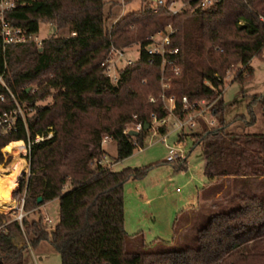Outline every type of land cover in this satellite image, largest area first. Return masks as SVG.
<instances>
[{
    "label": "trees",
    "instance_id": "16d2710c",
    "mask_svg": "<svg viewBox=\"0 0 264 264\" xmlns=\"http://www.w3.org/2000/svg\"><path fill=\"white\" fill-rule=\"evenodd\" d=\"M183 1L189 8L173 15L141 0V9L122 15L110 31L104 28L105 0H19L7 14L8 22L26 34L50 24L68 36L43 40L40 48L32 42L4 47L0 41V121L16 105L24 110L10 129L0 124V165L8 144L24 142L23 214L54 200L59 209L52 230L39 212L36 220L24 216L21 223L16 210L0 213V264H23L43 242L61 264H264V133H226L222 101L226 73L238 67L231 82L244 85L253 77L250 61L263 53L264 0H214L205 8L198 6L200 0ZM167 24L174 31L167 49L177 50L164 57L170 76L165 94L175 99L173 113L183 119L190 112L183 97L189 104L215 101L211 115L218 123L208 129L199 119L196 129L178 136L201 149L206 199L216 201L209 206L217 210L188 247L178 246L191 228L188 218L181 228L175 218L171 242L148 245L142 233L129 235L124 229L123 186L143 179L152 166L114 172L103 165V139L115 143L120 162L132 155L134 143L142 148L145 137L144 131L125 134L127 124L150 125L151 115L157 120L168 115L161 100L162 57L145 50L148 36ZM131 44L138 45L139 58L112 82L104 63L113 48ZM48 98L51 103L40 105ZM254 105L263 107L264 96H253L249 126L255 123ZM166 131L165 125L158 128L160 134ZM172 164L175 171L187 169L186 157Z\"/></svg>",
    "mask_w": 264,
    "mask_h": 264
},
{
    "label": "rangeland",
    "instance_id": "374dc122",
    "mask_svg": "<svg viewBox=\"0 0 264 264\" xmlns=\"http://www.w3.org/2000/svg\"><path fill=\"white\" fill-rule=\"evenodd\" d=\"M165 1V0H162ZM176 6L173 10L189 8L188 4L183 0H175ZM184 4V5H183ZM141 0H132L126 3L125 0H105L104 28L110 31V28L116 22L117 16L126 15L128 13L137 12L141 9ZM182 11V10H181ZM180 11V12H181ZM36 36L42 41L56 37H67L66 31L53 32L50 24H41ZM158 40V38H157ZM159 44V42H158ZM115 49V48H114ZM119 50V49H116ZM124 60L131 59L137 61L139 58L138 45L131 44L122 49ZM122 61L123 63L125 61ZM250 67L253 69V77L251 81L244 85L231 82L234 73L238 67L228 71L225 76L226 84L222 91L223 101V117L226 124V133L228 134H259L264 133V106H253L255 114V123L249 126L247 122L250 120L248 106L251 104L254 95L264 96V50L261 56L254 57L250 61ZM168 72L166 78L170 79ZM161 100L164 109L169 106L166 96V90L160 82ZM163 94H165L163 97ZM168 98V99H167ZM51 103L48 98L41 102L40 105ZM213 106L214 102L205 101L204 104ZM21 117H24V110L20 107ZM237 116H243L244 120H235ZM201 119L208 129L218 126L216 121L212 125L209 124L214 120L213 116L204 113ZM177 119L168 115L164 125L166 133L160 134L158 128L161 127L157 122H151L147 125L143 147L135 148L132 155L120 162L116 158V146L113 141L103 144L106 151L103 165H107L112 171L120 172L124 169H141L152 166L146 176L140 180H129L123 186L124 201V229L127 234L134 235L142 233L145 244H152L157 240L171 242L173 238V223L178 214V226L188 218L191 221V228L182 233L178 246L188 247L195 244L196 231L203 226L206 219L217 210L210 208V202L213 199H206L209 191L206 189L208 180L204 176V158L199 147H193L192 140L183 136V140L179 141V134L182 132L186 135L188 129L183 128L181 131L176 127ZM135 124L129 123L125 129L129 131L134 128ZM196 129V128H195ZM199 128L197 127V130ZM14 143L23 145V152L19 155H13L7 151V148ZM11 142L6 148V152H2L4 162L0 165V181L9 174L14 162L23 163V172L19 178L16 189L13 191V198L16 201V208L10 211L0 209V213L9 214L13 210L20 213L22 193L20 192V184L28 175V149L24 142ZM170 149H176L182 152L183 158L186 157L187 169L184 171H175L172 162L182 160L177 158L172 162H167ZM69 187H65L67 191ZM233 192L231 190L230 194ZM18 206V207H17ZM38 212L46 220L48 230H52L59 219L58 201L49 202L38 210L25 215L28 221L36 220ZM155 247L154 249H159ZM23 264H61L58 253L53 247L43 242L34 249H31L26 255Z\"/></svg>",
    "mask_w": 264,
    "mask_h": 264
},
{
    "label": "built area",
    "instance_id": "2783aa9c",
    "mask_svg": "<svg viewBox=\"0 0 264 264\" xmlns=\"http://www.w3.org/2000/svg\"><path fill=\"white\" fill-rule=\"evenodd\" d=\"M19 0H0V41L2 42V45L5 47L7 45H16V44H23L27 42H32L37 45V47H41L42 40L36 36V34H26L24 31H22L19 28L13 27L7 20L6 16L8 13L12 12L18 5ZM154 2V11H156V8L158 6H163L166 7L167 10L175 15L177 13H180V11L185 10L182 9V7L178 10H173V6H176V1L175 0H168L162 1V0H152ZM214 0H200L198 2V6L201 8H205L213 3ZM184 5V4H183ZM181 11V12H182ZM112 28V27H111ZM110 28V30H111ZM174 33L172 27L170 24H167L164 27V30L158 31L150 36H148L147 40L149 43L145 47V50L147 53L151 56L153 55H159L162 57V69H161V77H160V82L162 83V86L164 88H169V81L170 79L167 77L166 78V63L167 61L165 60V54L169 55H175L177 53V50H172V49H167V46L170 44V36ZM74 35V34H72ZM158 38V40H157ZM159 42V44H158ZM124 60V53L121 50H116L112 49L109 53V56L107 57L104 65H105V70L104 74L105 76L109 77L112 82L117 81V75L119 70L123 69L126 66H130L132 63L135 61H132L131 59H126L124 60L125 62L123 63L122 61ZM168 65H170L171 69L170 71L173 72L174 75H178L179 71L176 68L175 64L173 62L169 61ZM165 94H163V97ZM13 98V96H12ZM168 99V98H167ZM1 101H3V98L1 97ZM152 101V100H151ZM204 100L201 101H196L192 104H189L188 100L186 97L182 98V104L184 106V110L190 111L187 113L183 119H179L175 114L173 113L174 107H175V99L174 97H170L168 99L169 106L166 107L165 109L168 112V115L174 116L177 119L176 127L181 131L183 128L186 129H194L197 126V120L199 118H202V114L208 113L211 115V107L209 104H204ZM17 115L21 116L20 113V106L16 105V109L9 113H4L1 117L0 124L7 125V128L10 129L11 126L14 123L15 117ZM167 115V116H168ZM152 121L157 122L160 125H164L166 118L157 120L155 115H151ZM214 118V117H213ZM201 120V119H200ZM215 121L212 120L209 122L210 125L213 124ZM147 124L141 125L137 124L134 126V128L130 131H135V132H142L146 131ZM128 129L124 130L125 134H128L130 132ZM109 141L107 138L103 139L102 145L107 143ZM136 148H140L136 143H134ZM28 149V147H27ZM142 149V148H140ZM177 158H183V154L181 151L176 150V149H170L168 156L166 158L167 162H172ZM22 205H23V198L21 201V209L20 213L18 216H16L15 220L21 223L22 218L25 216L22 212ZM46 221V220H45Z\"/></svg>",
    "mask_w": 264,
    "mask_h": 264
},
{
    "label": "bare ground",
    "instance_id": "6f19581e",
    "mask_svg": "<svg viewBox=\"0 0 264 264\" xmlns=\"http://www.w3.org/2000/svg\"><path fill=\"white\" fill-rule=\"evenodd\" d=\"M7 151L13 155H19L23 152V145L20 143H14L7 148ZM23 172V163L14 162L11 170L5 178L0 181V209L10 211L12 208H16V201L12 194L18 186L17 183ZM18 207V206H17Z\"/></svg>",
    "mask_w": 264,
    "mask_h": 264
},
{
    "label": "water",
    "instance_id": "95a60500",
    "mask_svg": "<svg viewBox=\"0 0 264 264\" xmlns=\"http://www.w3.org/2000/svg\"><path fill=\"white\" fill-rule=\"evenodd\" d=\"M53 32H54V29H53ZM146 129H147V127H146ZM128 135L131 136V137H136V136L139 135V133H138V132H135V131H130V132L128 133ZM37 202H38V203L41 202V198H40V197L37 199Z\"/></svg>",
    "mask_w": 264,
    "mask_h": 264
},
{
    "label": "crops",
    "instance_id": "0c3cea01",
    "mask_svg": "<svg viewBox=\"0 0 264 264\" xmlns=\"http://www.w3.org/2000/svg\"><path fill=\"white\" fill-rule=\"evenodd\" d=\"M121 16H122V15L119 14V15L117 16V18H116V21H117ZM109 142H110V140L107 141V144H108ZM102 148H103V145H102ZM263 157H264V154H263ZM177 216H178V214H177ZM177 216H176V217H177Z\"/></svg>",
    "mask_w": 264,
    "mask_h": 264
}]
</instances>
